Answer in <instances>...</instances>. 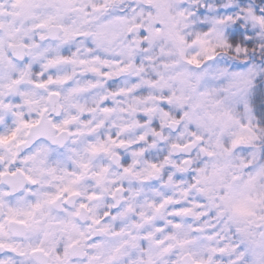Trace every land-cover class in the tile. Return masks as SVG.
I'll use <instances>...</instances> for the list:
<instances>
[{"label": "clouds", "instance_id": "clouds-1", "mask_svg": "<svg viewBox=\"0 0 264 264\" xmlns=\"http://www.w3.org/2000/svg\"><path fill=\"white\" fill-rule=\"evenodd\" d=\"M0 264H264V0H0Z\"/></svg>", "mask_w": 264, "mask_h": 264}]
</instances>
